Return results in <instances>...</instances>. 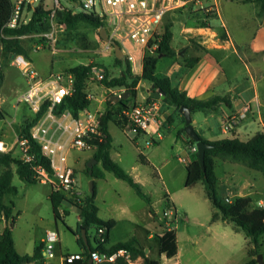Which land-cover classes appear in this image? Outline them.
Segmentation results:
<instances>
[{"label":"rangeland","instance_id":"1","mask_svg":"<svg viewBox=\"0 0 264 264\" xmlns=\"http://www.w3.org/2000/svg\"><path fill=\"white\" fill-rule=\"evenodd\" d=\"M44 1L48 6L54 5V0ZM61 1L75 11L83 10L82 6L73 0ZM214 1L206 0L205 3L209 5ZM216 1L219 6V15L210 19L212 26L217 30H228L229 34L237 40L249 39L256 30L257 5L255 2ZM37 3L39 0L36 1ZM197 8L199 7L195 4H188L183 9L167 12L161 29H165L167 21L173 22L172 45L174 47H184L188 44L186 36L192 31L184 28L196 24L191 9ZM57 26L59 25L54 26L50 23L49 29L57 28ZM106 28L109 32L108 24ZM43 32L22 36L29 50V56L26 57L43 75L65 70L80 63L91 62L108 66L112 70V75H117L122 69L116 61L113 45L104 41L99 28L83 24L73 32L57 30L58 38L55 43L42 38ZM226 53L227 56H225ZM136 55L137 65L132 72L140 74L143 57L141 50L137 51ZM216 56L221 66L226 68L229 78H243L246 75L243 61L231 53V50L224 53L217 52ZM171 58L159 57L158 73H165ZM0 59L4 73V81L0 87V137L11 144L15 141L21 125L33 117L34 112L29 103L21 99L22 93L29 84L25 73L12 62L13 59H4L2 56ZM189 70L190 68L184 66L179 72ZM145 81L143 80V83ZM146 82L147 84L144 85H149V82ZM173 83L178 84L176 75H174ZM145 86L141 85L139 91L137 88L138 99H142L143 93L147 92ZM87 90L91 95L90 108H98L101 111H105L107 101L113 93H123L122 88L104 86L93 76L87 83ZM136 95L131 96V92L128 94L129 104ZM167 109L172 112L174 106ZM22 114L25 115L21 119ZM175 117L170 127L165 129V136H156L157 143H149L150 136L145 133L137 137L134 131L127 128V125L122 127L114 120L109 123V130L114 137L111 148L112 157L140 183L142 189L150 196L151 202L142 198L127 180L118 177L113 171L104 169L98 160L93 161V165L98 164L104 170L105 176L92 177L88 174L86 165L94 157L93 149H68V162L74 167L78 180L77 191L83 195L90 194L91 180L95 181L96 202L100 208V215L104 218L116 219V224L110 230L109 245L136 238L138 245L145 251L147 247L150 248V251H146V258L157 259L161 264H171L177 259L181 264H247L253 257L250 249L255 248L256 243L243 230L236 228L232 222L212 220L215 208L206 193L203 181H198L192 186L185 184L191 151L187 134L181 132L183 123L178 115ZM192 118L195 129L206 138L237 135L241 139H246L262 128L256 127L251 130L240 128L238 133L222 132L219 126L221 121H218V135H213L209 129L205 110H194ZM12 150L14 154L19 153L17 146H14ZM140 152L145 155L147 161L141 160ZM181 158L186 160L183 161ZM216 171L219 176L217 195L220 199L226 200L227 196L236 198L239 194L251 192L254 205H258L260 199L264 200V174L260 170L240 162L218 159ZM247 181L248 184L244 186V182ZM13 184L17 190L8 194L5 202L14 203L13 215L16 216V220L12 231L17 250L21 254H32L36 246L43 242L47 229L52 228L59 233L54 257L37 258L26 264H62L65 254L83 250L75 234L81 222L76 206L63 203L59 206L61 216L56 217L49 196L53 188L50 182L26 181L15 173ZM173 209L176 213L168 216L164 214L165 211ZM168 220L177 231L178 244L175 249L166 254L159 250L158 232L166 227ZM5 224L6 217L0 212V231ZM89 234L91 242L95 244L94 237H99L97 228L91 227ZM258 242V253L254 257L257 259L258 255L262 254L264 261V234L258 237ZM166 257H171L170 263H165ZM143 259L140 257L138 261L141 262ZM255 264L261 263L257 259Z\"/></svg>","mask_w":264,"mask_h":264},{"label":"trees","instance_id":"2","mask_svg":"<svg viewBox=\"0 0 264 264\" xmlns=\"http://www.w3.org/2000/svg\"><path fill=\"white\" fill-rule=\"evenodd\" d=\"M252 1L257 5L258 15L264 16V0ZM188 4L192 5L194 3L190 2ZM188 4L170 10L183 9ZM27 9L32 11V18L28 22L22 21L17 26L10 27L7 25V22L13 12V2L12 0H0V50L4 59H12L13 55L17 54H24L28 57L29 50L22 36L25 34L43 32L50 28L48 15L50 10L44 0H40L39 3L34 6L29 3ZM191 12L194 13L193 19H196V24L198 26H210V19L217 16L216 10L210 7H199L196 10L191 9ZM56 19L66 24V32H73L83 24H89L99 29L103 26H107L105 19L94 11L81 10L74 12L66 5L57 8ZM172 24V21H167L165 29L162 30L160 34L161 39L159 40V45L155 52H147L143 56L142 71L140 74H134L132 72V65L128 58L121 59L117 56L115 57L116 61L122 67L117 75H112V70L99 62L80 63L67 68L75 74V90L72 94L65 96L58 102L55 110L56 112H61L65 109H70L75 115H79L84 108L90 105L91 98L89 97V90H87V83L92 77V68L96 65L105 67V78L101 81L104 86L109 88H125L126 91L131 92V96L136 95L138 83L142 79L149 83L155 82L161 86L166 93L165 98L162 99L163 109L174 106V110L167 116L161 127L162 131L165 132V129L170 127L176 118L175 116L178 115L180 121L183 123L181 132L186 133L188 136L187 141L190 145L191 160L187 165L186 186H192L198 181H203L205 183L206 193L212 200L215 208L212 220L232 222L236 228L243 230L246 235L256 243V247L250 249V254L253 255V257L247 263L255 264L257 259L254 256L258 253V237L264 234V204L254 205L251 196H239L230 201L220 199L217 195L219 176L216 173V167L218 159H223L240 162L246 166L260 170L264 174V130H257L246 139H241L239 136L233 135L210 140L199 133L204 140L212 144L211 147L206 149L205 169L203 168L198 150L193 149V147L196 146V141L184 128L186 120L185 116L180 112V106L183 104L192 106L193 111L198 109H216L222 104H230V95L229 93L213 94L206 98H196L190 96L187 91L180 88L178 84H174L169 75L157 72V64L160 56L178 58L181 63L187 66H192L199 59V56L187 57L181 55L179 52L182 48L176 49L172 45L174 35ZM3 74V69L0 68V77L4 81ZM154 98L157 97L152 94L148 97V99ZM129 99L130 98L123 97L118 101L111 98L108 99L107 106L102 116V124L107 136L97 149H95L93 156L97 158L98 162L102 163L104 169L113 171L118 177L127 180L142 198L147 202H151L150 196L142 189L140 183L111 155L113 136L109 130V123L114 120L122 127H126L127 116L124 110L129 105ZM47 107L48 102L45 101L40 111L34 112L33 117L24 121L18 134L30 138V151L34 154L33 162L42 164L53 173L49 157L41 152L39 143L33 139L31 135L32 126L42 116ZM157 142V139H155L154 143ZM140 157L142 161H147V158L142 152H140ZM86 172L92 177L105 176L104 170L100 168L98 164L93 165L92 173L90 172V167L86 165ZM15 173L26 181L36 182L38 180L34 176L31 163L24 161L20 156V152L14 154L12 149L9 151H0V212L6 217V224L0 231V264H26L37 258L43 259L44 257L42 252L43 242L36 246V250L32 254H21L15 246L12 231L13 224L16 220V216L13 215L14 203L8 204L5 202L6 196L17 190L16 186L13 184ZM96 193L97 188L94 181V190L90 194L83 195L80 192H69L54 188H52L49 194L56 217L61 216L59 206L63 203L76 206L81 217L79 230L76 231L75 234L83 248L81 252H78L82 257H75L73 260L68 261L67 257L76 253L65 254L64 264H94L90 261L92 250L98 249L102 252L112 253L121 248L128 249L133 259H137L140 256L143 257L144 259L138 264H161L157 259L149 260L146 258L147 253L144 248L138 245L136 238L118 241L110 245L108 244L110 230L116 224V219L100 216L99 206L96 202ZM93 226L97 228L99 234V237H94L95 244L91 242L89 234ZM83 228L86 229L89 246L82 234ZM100 229H103V231H100ZM158 237L159 250L161 252H169L177 247V231L174 227H165L162 234H158ZM100 264H129V262L125 257L119 256L116 261H105Z\"/></svg>","mask_w":264,"mask_h":264},{"label":"built area","instance_id":"3","mask_svg":"<svg viewBox=\"0 0 264 264\" xmlns=\"http://www.w3.org/2000/svg\"><path fill=\"white\" fill-rule=\"evenodd\" d=\"M38 0H12L13 12L7 25L15 27L32 18V11L27 9L29 3L37 5ZM40 1V0H39ZM81 5L85 11H94L103 17L109 25L111 38L116 39L125 54V58L131 62L132 69H136V52L141 50L142 56L147 52H155L161 39L162 24L166 12L170 9L184 6L193 2L198 7H210L216 9V5H206V0H73ZM64 6L61 0H54L53 6H48L49 21L52 25H59L44 31L42 37L47 41L55 43L57 30L64 31L67 26L64 22L56 19L57 8ZM68 7V6H67ZM71 8V7H68ZM100 8V11H98ZM74 12L75 10L71 8ZM110 44V43H108ZM109 46V45H108ZM12 62L17 64L25 73L28 79V87L22 93L21 99L27 101L33 112L40 111L42 104L47 101L48 107L31 128V135L39 143L41 152L49 157L53 173L40 163H34V154L31 150V141L28 136L17 134L13 144H9L0 137V151H9L17 146L21 158L31 163L34 176L43 182H50L54 189L69 192L77 191V176L73 166L68 162V149L77 148L97 149L100 143L105 140L107 134L103 128L102 116L104 111L84 108L79 115H75L70 109L56 112L55 107L65 96L75 90V74L68 70L50 72L47 75L41 74L24 54L14 55ZM143 59V57H142ZM2 66L0 59V68ZM91 74L97 80L105 78L106 70L101 65L92 68ZM91 98V95L89 94ZM250 109L246 105L240 111L225 117L222 121V129L233 132L240 121L246 117ZM166 111L163 109V101L160 98L135 101L124 110L127 116V128L135 132V135L142 133L150 136L149 143H154L156 136L162 137L161 129L166 120ZM193 149H197L196 146ZM186 160L185 158H181ZM230 201V198H226ZM176 213V210L165 211L164 214ZM166 227H172L168 220ZM103 231V229H100ZM159 234H162L159 233ZM59 241L57 230L49 228L43 238L42 252L45 259L56 255V243ZM119 256L127 259L129 264H135L131 253L126 248L109 253L98 249L91 251L90 259L94 264L105 261H116ZM80 258V253L67 257L68 261L73 258ZM65 255L63 257V262ZM176 264H180L177 262Z\"/></svg>","mask_w":264,"mask_h":264},{"label":"crops","instance_id":"4","mask_svg":"<svg viewBox=\"0 0 264 264\" xmlns=\"http://www.w3.org/2000/svg\"><path fill=\"white\" fill-rule=\"evenodd\" d=\"M240 1L254 2L252 0ZM213 3L216 5V9L213 10H216L217 15H219V6L217 1L215 0ZM255 22L256 30L254 34L246 40H237L229 34L228 30H217L211 23L210 26H198L197 24L194 26L188 25L184 28L192 31V33H189V35L186 36L188 38V44L184 47L177 46L175 48H182L179 53L183 56H199V59L192 66H187L181 63L178 58L173 57L171 58L169 64H167L165 73L169 75L172 80L174 75H176L178 85L180 88L186 90L190 96L196 98H206L213 94L229 93L230 104H222L216 109L205 110L207 113V120L209 122V129L212 131L213 135H218V121H221L219 125L221 127L220 130L222 132H227L222 129L223 119L240 111L246 105H249L250 109L246 117H244L233 130V133H238L240 128H244V130H251L253 128L256 129V127H262L259 130H264V16H259L257 11ZM229 50H231V53L235 54L243 61L247 71L243 78H229L226 73V68L221 66L216 56L217 52L224 53L226 51L229 52ZM0 56H2L1 50ZM225 56H227V53ZM184 66L190 68V70L179 72ZM144 84H147V82L145 81L143 83V80H140L137 86L138 91L141 85L145 86ZM151 84L152 83H149V85L145 86L147 92L143 93L142 99H138L136 95L135 98L132 99V102L148 99L151 94V90L149 89ZM122 91L124 92L125 88H122ZM170 113L171 112L167 109L166 116ZM24 115L25 114H22L21 119ZM136 136L138 137V135ZM164 136L165 133L163 132L162 137ZM213 137L214 138L207 139L215 140L223 138ZM246 184H248V181L244 182V186ZM239 196H251V192H245L243 194H239ZM227 197H229L230 200L235 199L230 196ZM259 204L263 205L264 200L260 199ZM153 215H155V213H153ZM163 230L159 231L158 234L163 232ZM146 251H150V248L147 247ZM164 253L167 254V252ZM140 257L136 259L135 264L140 263L138 261ZM170 258L171 257H166L167 261L165 263L169 262ZM177 262H179L178 259L175 262H171V264H176ZM62 264H64L63 259Z\"/></svg>","mask_w":264,"mask_h":264},{"label":"water","instance_id":"5","mask_svg":"<svg viewBox=\"0 0 264 264\" xmlns=\"http://www.w3.org/2000/svg\"><path fill=\"white\" fill-rule=\"evenodd\" d=\"M100 34L102 36V38L104 39V41L110 43L113 45L114 49H115V55L118 58L124 59L125 58V54L124 51L120 45V43L116 40L111 38L107 28L105 26L101 27L99 29ZM14 56V55H13ZM3 79L0 77V82L2 83ZM151 90V94L154 95L157 98H165L166 93L165 91L162 89L161 86H159L157 83L153 82L149 88ZM130 93V91H124L122 94H118V93H113L111 95V99L118 101L121 97L123 98H127L128 94ZM192 111H193V107L183 104L180 106V112L185 116V120H186V124H185V130L186 132L191 135L195 141H196V147L199 153V158L201 160L202 166L205 169V152L206 149L208 147H211L212 144L208 143L206 140H204L201 135L199 134V132L195 129V126L192 122ZM93 161H97V158L93 157L89 162H88V166L90 167V172L92 173L93 171ZM91 191L94 190V180H91ZM82 234L86 240L87 245L88 244V240H87V234H86V229L83 228L82 229ZM258 261L261 264H264V261L262 259V254H259L257 257ZM91 262L92 259H90Z\"/></svg>","mask_w":264,"mask_h":264}]
</instances>
